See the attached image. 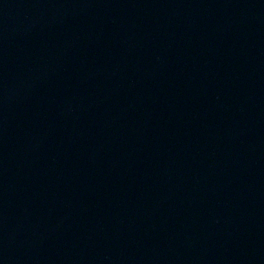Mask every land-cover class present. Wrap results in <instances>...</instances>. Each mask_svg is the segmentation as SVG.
Instances as JSON below:
<instances>
[{
	"label": "water",
	"instance_id": "95a60500",
	"mask_svg": "<svg viewBox=\"0 0 264 264\" xmlns=\"http://www.w3.org/2000/svg\"><path fill=\"white\" fill-rule=\"evenodd\" d=\"M0 264H264V0H0Z\"/></svg>",
	"mask_w": 264,
	"mask_h": 264
}]
</instances>
